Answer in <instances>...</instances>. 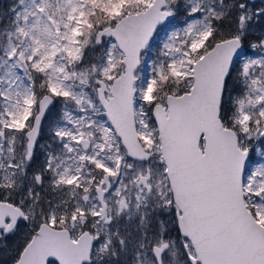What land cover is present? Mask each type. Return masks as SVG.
<instances>
[{"label":"snow or ice","instance_id":"snow-or-ice-1","mask_svg":"<svg viewBox=\"0 0 264 264\" xmlns=\"http://www.w3.org/2000/svg\"><path fill=\"white\" fill-rule=\"evenodd\" d=\"M0 264H264V0L0 7Z\"/></svg>","mask_w":264,"mask_h":264},{"label":"rangeland","instance_id":"rangeland-1","mask_svg":"<svg viewBox=\"0 0 264 264\" xmlns=\"http://www.w3.org/2000/svg\"><path fill=\"white\" fill-rule=\"evenodd\" d=\"M2 1V0H1ZM3 6V5H2ZM59 111V105L56 106V108L52 109V113L51 115L49 116V121L56 116V114L58 113ZM47 129H48V121L45 122V125H44V130H45V138H46V134H47Z\"/></svg>","mask_w":264,"mask_h":264},{"label":"trees","instance_id":"trees-1","mask_svg":"<svg viewBox=\"0 0 264 264\" xmlns=\"http://www.w3.org/2000/svg\"><path fill=\"white\" fill-rule=\"evenodd\" d=\"M8 2H9V0H2V1L0 0V7H2V5L6 6ZM46 136H47V134H46ZM42 143H43V141H42Z\"/></svg>","mask_w":264,"mask_h":264},{"label":"flooded vegetation","instance_id":"flooded-vegetation-1","mask_svg":"<svg viewBox=\"0 0 264 264\" xmlns=\"http://www.w3.org/2000/svg\"><path fill=\"white\" fill-rule=\"evenodd\" d=\"M257 2H259V0H257Z\"/></svg>","mask_w":264,"mask_h":264}]
</instances>
